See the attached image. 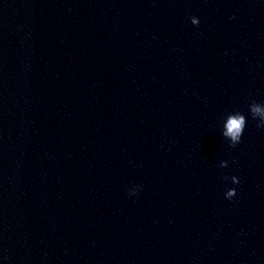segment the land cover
<instances>
[{"label":"water","instance_id":"95a60500","mask_svg":"<svg viewBox=\"0 0 264 264\" xmlns=\"http://www.w3.org/2000/svg\"><path fill=\"white\" fill-rule=\"evenodd\" d=\"M0 264H264V0H0Z\"/></svg>","mask_w":264,"mask_h":264},{"label":"clouds","instance_id":"9594fccd","mask_svg":"<svg viewBox=\"0 0 264 264\" xmlns=\"http://www.w3.org/2000/svg\"><path fill=\"white\" fill-rule=\"evenodd\" d=\"M192 23L198 24L199 21L196 17H192ZM258 108H254L253 112H258ZM245 126V118L242 115H235L231 116L228 119V122L226 124L227 131L225 132V135L231 136L233 140H238L244 130ZM259 126V125H258ZM233 180H236V177H233ZM229 196L235 195V189H230L228 192Z\"/></svg>","mask_w":264,"mask_h":264}]
</instances>
